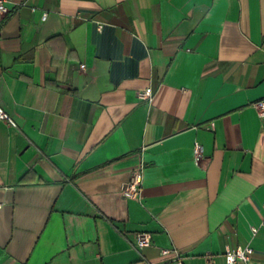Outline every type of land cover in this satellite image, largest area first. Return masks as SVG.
Instances as JSON below:
<instances>
[{"label":"crops","instance_id":"crops-1","mask_svg":"<svg viewBox=\"0 0 264 264\" xmlns=\"http://www.w3.org/2000/svg\"><path fill=\"white\" fill-rule=\"evenodd\" d=\"M4 6L0 264H264V0Z\"/></svg>","mask_w":264,"mask_h":264},{"label":"built area","instance_id":"built-area-1","mask_svg":"<svg viewBox=\"0 0 264 264\" xmlns=\"http://www.w3.org/2000/svg\"><path fill=\"white\" fill-rule=\"evenodd\" d=\"M6 0H0V14H5L7 8L4 6ZM46 14H43L42 19L45 20ZM100 29L101 26L99 25ZM142 99L151 100V91H146L140 95ZM253 108L255 109L258 118L264 123V99L253 103ZM0 121H6L11 126H15V123L8 117V115L0 108ZM193 158L195 162H199L203 158V147L199 143H194L193 145ZM142 180L143 174L141 169H137L132 172L130 179L122 187V195L131 200H138L141 196L142 191ZM264 208V203H263ZM257 233L256 228L251 229V236L254 237ZM151 245V237L148 233H138L135 237V248L137 250H142ZM253 253V248L251 243L245 246H236L234 248L226 246L225 253L223 255L226 264H237L238 262L247 263L250 260V256ZM160 255L162 257L173 258L174 264H183L181 256L177 253L175 249H161Z\"/></svg>","mask_w":264,"mask_h":264}]
</instances>
